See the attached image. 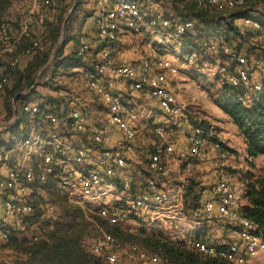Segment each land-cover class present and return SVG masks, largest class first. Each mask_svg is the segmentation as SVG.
<instances>
[{
	"label": "built area",
	"instance_id": "2783aa9c",
	"mask_svg": "<svg viewBox=\"0 0 264 264\" xmlns=\"http://www.w3.org/2000/svg\"><path fill=\"white\" fill-rule=\"evenodd\" d=\"M33 1L34 4L57 6L61 0ZM93 1L99 13L96 32L99 45L92 56L90 41L85 35L80 34L76 38V55L82 63H86L80 76L85 82L90 101L104 109L106 121L102 128L88 133L83 123V115L88 114L85 108L89 104L85 98L74 92L75 95L68 104L69 113L64 111L58 115L47 114L41 117L48 125L58 127L63 141L59 140L61 139L59 134L52 133L40 124L32 126L28 135L21 137L16 143L22 153L21 159L8 166L6 171H3V163L10 160L9 153L0 151V254L13 255L7 264H14L18 259L15 255H19L20 259H27L25 254L18 253L5 244L9 240L11 228L22 229L24 217L33 212L30 187L45 185L49 177L55 179L59 191L69 205L89 211L98 205L97 215L111 225H119L129 219L146 220L148 223L180 219L183 209L182 196L172 200L168 193L158 190L161 184L159 176L171 177L173 162L191 167L193 158L200 156L208 138L202 127L192 125L185 137L186 148L177 149L172 142L171 127L176 126L183 107L175 103V93L168 80L176 79L181 70H193L198 65L201 69L219 75L228 87L236 91L235 101H241L247 107L264 97V52L259 50L258 53L248 55L245 49L241 50L235 44L229 45L207 39L192 19L174 24L168 18L148 17L146 12L129 0ZM189 1L198 8L209 7L221 11L242 9L245 5V0ZM260 12L264 14V10ZM33 20L37 22L44 20L38 7L26 8L20 12L17 23L18 37L15 40H11L9 23L1 21L0 43L3 44V52L9 56L10 66L15 67L23 56L44 50L42 43L32 38ZM241 22L246 28V34L254 33L250 34L251 38L264 44V31L259 18L245 16ZM122 27L133 34L144 29L168 31L173 39L182 43V51L180 50L177 55L171 53L173 57L166 52H159L153 60L144 58L137 64L118 62L115 53ZM257 32L262 34L260 39L255 38ZM23 39H28L29 45L17 51V44ZM61 41L60 38L58 43ZM163 42L161 36L156 38V43L165 48ZM149 68H155L156 71L149 72ZM6 82L7 78L0 70V91ZM121 84L128 93L143 92L155 103L149 115L153 140L152 150L147 158L146 181L134 194H131L132 185L129 179L122 178L116 184L111 182L116 173L125 167L127 158L134 154V141L137 138L134 124L139 114L135 109L125 105L119 87ZM197 88L201 86L198 85ZM243 89L252 94H242ZM12 108L14 109L13 105ZM22 110L33 119L39 114L40 107L38 103L31 101L25 103ZM161 118L167 121L160 122ZM14 124L13 114L5 124L0 125V130H9ZM67 127H71L74 132L69 133ZM210 135L212 136V132ZM66 136H69V141ZM219 147V142L212 144V149L218 152L214 161L217 179L213 190L214 199L205 201L203 214L204 218L211 220L214 212L213 200L218 201L221 216L231 224V234L238 238L239 242L225 244L218 250L204 238H200L192 240L190 246L203 256L217 254L235 264H247V259L253 255L264 253V240L259 236V230L254 223L240 217L244 184L233 185L224 173L222 169L226 153ZM36 153L42 154L38 170L27 164L30 156ZM112 189L114 191L120 189L125 193V196L118 200L117 204L120 206L109 207L105 203L101 204L103 198L113 193ZM53 211L54 208L50 205L46 208L49 214ZM100 232L101 241L92 245V251L106 253L107 264L116 263L119 251L130 256L134 254L137 259L147 264H162L156 255L147 256L135 246L127 249L105 231Z\"/></svg>",
	"mask_w": 264,
	"mask_h": 264
},
{
	"label": "trees",
	"instance_id": "16d2710c",
	"mask_svg": "<svg viewBox=\"0 0 264 264\" xmlns=\"http://www.w3.org/2000/svg\"><path fill=\"white\" fill-rule=\"evenodd\" d=\"M181 1L184 2L183 8L193 18L202 23V27L199 28L197 25V28L207 39L229 45L235 44L239 49H245L248 55L253 54L257 50L264 51V44L254 41L249 37L250 34L253 35L254 33L247 35L234 22V18L241 17L240 14L226 15L228 14V10L221 11L209 7L198 8L189 0ZM69 3L70 1L68 0H61L58 3L56 16L48 26L49 39L52 44L56 41L59 26ZM80 3L81 0H76V10ZM8 5L9 0H0V23ZM259 21L261 27H264L262 26L261 20ZM262 31H264V28H262ZM261 35L258 33L257 37L260 39ZM24 40L27 43L20 49L17 46V51L29 45V40L23 39L22 41ZM62 41V44L58 47L60 49L59 53L51 61L54 67L52 77H65V73L71 70V68L80 67L79 57L76 53V57L74 54L62 57V48L66 38L64 37ZM46 52V50L34 52L29 56L30 59L23 68H20L18 63L14 67L15 71L9 74V76L3 73L7 78V82L0 93L5 91L4 103L8 111L5 120L14 114V127L17 129L16 133L20 137L27 136L32 126L42 125L43 121L41 117H44V115L59 114L58 105L60 104V100L53 101L50 97H44V101L38 103L40 112L33 119H30L22 110L25 103L34 102L31 98L38 99L40 97L36 91L34 78L39 69L48 60V53ZM67 75V78L71 76L70 74ZM57 89L59 88H54L53 90ZM230 90L222 87V92L227 98V101L221 105V109L229 116L242 136L246 148V159L252 162L259 157L264 158V97L247 107L243 102L235 101L237 93L233 90H231V93ZM191 125L199 126L207 130V127L201 121L196 120ZM219 148L227 155V149L221 145ZM197 158H193V165L189 168L182 164V169H192L198 162ZM198 183L199 181H196L192 177L186 178L182 194V215L189 219L209 221V219L204 218L202 211L204 202L201 200V192L203 189L199 192L200 190L197 188ZM115 206H120V204H115ZM90 216L93 219L92 222L96 230V235H99L94 242H91V240L95 239V236L93 235V237L87 231V223L85 221H79L75 212L70 213L69 211H65L60 220H56L52 225H49L50 222H39L41 211L33 205L32 214L24 217L22 221V224H24L22 229L16 230L11 228L9 240L5 245L8 248L25 254L27 256L25 264H107L105 260L106 253H95L92 251V245L95 242L98 243L101 241L100 230H103L123 247L128 249L130 246H135L147 256L156 255L165 264H235L217 254L214 256H203L193 246L188 247L181 242L173 243L161 235L147 234L144 232L136 234L127 232L120 225L109 224L106 219L100 217L97 213L90 214ZM240 217L254 223L259 230V236L264 240V168H262L260 174L251 175L244 183ZM224 220L226 219L224 218ZM229 227L232 229L231 224H229ZM23 231L29 233V238L24 237L18 239L17 235ZM215 248L219 250L221 246H215ZM133 256L135 257L134 254ZM118 262L119 257L115 264H118Z\"/></svg>",
	"mask_w": 264,
	"mask_h": 264
},
{
	"label": "rangeland",
	"instance_id": "374dc122",
	"mask_svg": "<svg viewBox=\"0 0 264 264\" xmlns=\"http://www.w3.org/2000/svg\"><path fill=\"white\" fill-rule=\"evenodd\" d=\"M68 1H70V3L68 5L66 13L63 16V20L59 26V31L56 37V41L52 44V42L49 39L48 26L50 25V23L54 20L56 16L57 6H44V5H41L40 3L34 4L33 0H9L8 8L5 11L2 20L7 21L9 23L11 40H15V38L18 37L17 23L20 18V12L26 8L31 9L32 7H38L39 10L43 14L44 20L42 22H37L33 20V23L31 26L32 27V38H36L42 43L44 50H46L47 51L46 53H48L47 54L48 60H50L51 57L56 56V54H58L60 50L58 47L63 42L61 41L60 43H58V41L60 40V38L61 40H63L64 37L66 38L65 32L68 31V29L72 26L71 25L72 23L74 24L76 22L75 21V18L77 16L76 0H68ZM81 4H82V1H81ZM79 22L80 20L78 19L76 24ZM127 40H129L127 42V45L130 46L128 48L130 50L135 49L139 53H142L143 48H147L146 46L147 44L146 45H143L142 43L140 44V41L135 40L137 41L135 42V41H132L130 38H127ZM26 43H27L26 40L24 41L21 40L18 42L17 45L20 49L21 47H24V44ZM3 48H4L3 44L0 43V70L5 75L9 76V74L15 71V68L9 65V56L3 52ZM51 61L52 60H50L49 63L46 62V64L42 66L39 69V71L36 73V76L34 79H35L37 90L39 93L41 92L46 95L47 94L51 95L50 98L53 101H58L59 99L60 104L66 103L67 105L66 113H69L70 109H69L68 104L71 101L72 96L75 95L74 92H77L78 94H80L82 98L88 97L87 91L85 89V85H83V83L85 82L81 76L80 77L78 76L79 78H76V79L66 78V76L65 77L55 76L52 78L49 77L47 74V71H48L47 68H49L48 64H51ZM51 79H53V81ZM168 81L171 87H173L175 91H178L179 93L178 98H176V93L174 94L175 103L183 107V111L181 113L179 120L177 121L176 126L171 127L173 135L180 136L181 139L185 141V137L190 127L192 126L191 125L192 122L196 120L201 121L202 123H204V126L207 127V130L205 131L208 134L207 143L205 144L202 152L209 151V149H211L212 144L215 141L219 142L223 148L227 149L226 150L227 155H226V159L224 160V167L222 170L229 177L233 185L236 183L244 184L245 181L248 180V178L251 175H254V173L256 174L259 167L262 165V157H259L256 160L249 162L246 159V156H244V154H246V148L243 146V143H244L243 138L238 132L237 127L232 123L229 116L225 114L223 110L221 109V105L225 101H227V98L224 96L222 92V87H226L228 90L231 88L228 87L224 83L223 80H221L220 76L217 74H213L206 69H201V66L196 65V68H194L193 70H190V69L181 70L179 76L176 79L170 78ZM73 83L74 85L76 84L77 86L82 84L83 90L81 91L76 88L74 91H70L72 87H75L73 86ZM198 85H200L201 88H197ZM54 88H59V89L61 88L62 91L65 92L63 94L62 100L60 98H55L58 96L53 94ZM231 90L230 92L232 93ZM4 94H5V91L0 93V125L6 123L7 120H3V119L6 118L8 114L7 108L5 107V103H4L5 102ZM242 94L251 95L252 93H250L246 89L245 90L243 89ZM131 97L132 96H130V99ZM142 98L144 100L143 105L146 103H149V104L152 103L149 97H146V99L144 97ZM126 99H129V98H126ZM86 101L88 102L87 104H89V106H87L85 109L87 110L89 108L95 109L93 110L94 115L92 117L94 118V121H95V124H93V128L98 130L99 128H102L104 126V122L106 121V113L101 106L96 105V103H93L90 100H86ZM149 115L150 113L148 114V121H150ZM10 117H12V115ZM10 117H8V119ZM140 124H143V123L139 122L138 124L137 139L135 140L138 146L141 147L140 151L142 154H137L138 155L137 157L139 158V161H141V166L144 167L143 169H145L146 171L147 153L149 155V153L151 152V148H152L151 143L153 140V136L151 134L150 123L145 128L146 130L142 128V125L140 126ZM41 126L43 128H46L52 131V133L54 134H59L61 132L58 129V127L55 128L53 126H50L46 122H43ZM67 128H69L68 129L69 133L74 132L71 127H67ZM176 131H180V133ZM16 132H17V129L15 127H11L9 129L10 136H12V134L20 136ZM211 132H212V136L210 135ZM3 136L4 135L2 136L0 135V143L3 141V138H5ZM44 138H48V137L44 136ZM171 138L175 140L177 137L172 136ZM66 139L67 141H69L70 140L69 136H66ZM45 140L47 141V139ZM59 140L63 141L62 137ZM48 141L52 142V140L49 138H48ZM75 143H78V142H75ZM5 149H6V146L3 142L0 144V151H4ZM143 154H145L146 156H144ZM41 155L42 154L37 155V153L31 155L30 158L27 160V164L32 166L34 170H38L37 166H38V162L40 161ZM216 157L214 158L217 159ZM214 158H212V160H215ZM128 162L130 163V160H127L126 164ZM196 165H194L192 169L188 171L187 175L189 174L188 177H192L196 181H198L199 179L196 177L199 176V174L201 173V170H200L199 164L197 163ZM70 168H73V167H70ZM139 177H140V180L143 182V178L141 177V175H139ZM111 182H114V180L112 179ZM136 187L137 186H134V188L133 187L132 188L134 190L135 189L137 190L138 187L137 188ZM115 191H116V194L122 193L120 189H116ZM135 191L132 190L131 194H134ZM122 195L125 196V193H122ZM109 197L110 196L103 198L101 201V204L105 203L109 207H112V206H115V204L119 202L118 200H112V198L110 199ZM30 199L33 205H35V207L37 209H40L41 211V218L39 221L40 223L50 222L49 225H52L54 221L61 219V216L63 215L65 211H69L70 213L75 212L77 214L79 221H85L87 223L86 227L90 235L95 236V239L91 240V242H94V240H96L97 237L99 236V235L98 236L96 235V230L92 222L93 219L90 216V214L97 213L96 207H98V205H95L94 208L91 209V211H89V209H80L76 206L69 205L64 200L61 192L59 191L57 187V183L53 177H51L45 185L31 186L30 187ZM108 199H109V202H108ZM49 205L54 208V211L51 214L46 212V208ZM187 219L188 218L182 215V212H181L180 219L178 220L177 219L176 220L166 219L167 221L163 223L156 222L153 224V223H148L146 220L129 219L126 226L123 227V223L119 225L122 227L123 230L130 232V233L136 234V233L144 232L147 234L161 235L162 237L166 238L167 240L173 243L181 242L185 244L184 241L188 240L189 236H195V234L197 233V232H194L192 234L189 233L191 231H196L197 226L196 224L186 222ZM177 221H180V222L178 223ZM17 237L18 239H22L24 237L29 238V233L26 231H23V232H20V234H18ZM17 252L21 253L19 251ZM117 254L119 257L118 264H147L145 262L140 261L134 256H130L128 253L125 254L119 251L117 252ZM261 254L262 256H264V253H261ZM11 256L13 255L9 253L0 254V264H7ZM15 256L18 259L17 260L15 259L16 261L14 262V264H25L24 259H20L21 257H19V255H15ZM162 264H165V263L162 261Z\"/></svg>",
	"mask_w": 264,
	"mask_h": 264
},
{
	"label": "crops",
	"instance_id": "0c3cea01",
	"mask_svg": "<svg viewBox=\"0 0 264 264\" xmlns=\"http://www.w3.org/2000/svg\"><path fill=\"white\" fill-rule=\"evenodd\" d=\"M81 1H82V4L80 3L77 6V10H76L77 16L75 18L76 22L78 19L80 20V22L77 24L76 22L74 24L72 23L71 24L72 26L68 29L66 33L67 34L66 41L64 42V46L62 48V57L69 56L70 54L75 55L76 48H77L76 38L80 34L85 35L90 41L91 46H92L91 48L92 56H93L94 50H96V47L99 45L98 38L96 35L97 23L99 20L98 8L93 0H81ZM129 1L136 4L141 10L146 12L148 17H155L157 19L168 18L174 24L183 22L186 19H192L196 22L199 28L202 27V23L199 22L197 19L193 18V16H191L188 13V11L183 8L184 2L181 0H129ZM262 10H264V0H245L244 8L237 9V10L230 9L228 10V14L226 15L240 14L241 17L234 18V22L241 28L243 32L246 33V28L242 25V22H241L242 17L246 16L250 18H259V20H261L262 22V26H264V14H261L260 12ZM158 36H161L163 38V41H164L163 44L165 48L160 47L156 43V38ZM249 37L251 38V35H249ZM127 38H130L132 41H135V40L140 41V44L142 43L143 45L147 44L146 45L147 48H143L142 53H139L135 49L130 50L128 49L130 46L127 45V42L129 41L127 40ZM255 38H257V36ZM252 40L259 42L258 40H255V39H252ZM181 44L175 39H173L168 31L158 32L154 30L149 31L148 29H144L140 33L133 34L130 31L124 30L122 27L120 42L117 45L115 58L118 62H131V63L137 64V63H140V61L144 58L153 60L154 56L159 52L162 53V51L164 53L166 52L170 56L172 55L171 53L177 55L180 52V50L182 51L183 45ZM258 51L259 50L255 51L253 54L258 53ZM261 52H264V51H261ZM29 59H30L29 56H23L19 61L20 68H23ZM78 61L80 64L79 68L73 67L71 68V70L65 73L66 76H68L67 74L71 75L68 78L76 79L80 77L79 74L85 68L86 63H82L80 60ZM214 62L215 61H213V63ZM48 67L49 68H47L48 69L47 74L49 77L52 78V72H53L54 67L52 64H48ZM153 71H156V69L149 68V72H153ZM51 80L53 81V79ZM74 83H73V86L75 87H72L71 90H75L76 88L81 91L83 90L82 84L77 86L76 84L74 85ZM83 85H85V83H83ZM119 87H120L121 94L124 96L123 101L125 105L129 108L135 109L139 114L138 120L134 124L136 126V129L138 128L139 122L143 123V124H140V126L142 125V128L145 129L149 123L151 124V122L148 121V114L154 108V105H155L154 101L150 100L152 103L150 104L146 103L143 105L144 100L142 97H144L145 99L146 97H148L145 93L134 92L130 94L126 91L123 84L119 85ZM172 90L174 93H176V98H178V95H179L178 91H175L173 87H172ZM36 91L38 92L37 87H36ZM64 93L65 92L62 91L61 88L57 90H53V94L58 96L55 98H60L61 100L63 98ZM38 94L40 95L38 99L31 98V100H34V102L36 103H41L42 101H44V97L45 98L51 97V95H48V94L46 95L41 92L40 93L38 92ZM87 96L88 97L85 96L86 97L85 99L91 100L90 95L88 93H87ZM130 96H132L131 99H130ZM126 98H129V99H126ZM58 106H59V114L64 111L65 112L67 111L66 103H61ZM93 110L95 109L89 108L87 110L88 114L83 115V120H84L83 123L88 133L92 131L95 132L96 130L95 128H93V124H95L94 118H92L94 115ZM3 120H5V118ZM163 121L165 122L167 120H165L164 118H161L160 122H163ZM176 132L180 133V131H176ZM0 135L1 136L4 135L3 137L5 138H3V141L1 143L4 142L6 146V149L4 151L9 153L10 160L6 163H3V166H4L3 171H6L8 166L12 165L17 160H20L22 157L20 156L22 154L19 151L20 149L18 150V147L16 146V143L21 140V137L17 135H13V134L12 136H10L8 129H1ZM172 136L177 137L175 140H173L172 138V142L177 149H183L187 147V145L185 144V141H183L180 136L173 135V133H172ZM243 146L245 147L244 143H243ZM134 148H135V153L132 156L128 157V160H130V163L128 162L129 164L127 163L123 169L119 170L116 173L113 180L116 184L122 178H127L131 181V185L133 188L134 186L138 187V188L136 187L137 190L135 189L136 191H138L145 184L146 176L144 174L146 171L145 169H143L144 167L141 166V161H139V158L137 157L138 156L137 154H142V153L140 151L141 147L138 146V144L136 143V140L134 141ZM217 154L218 152L212 149L211 147L209 151L201 152L200 156L197 158V161H198L197 163L199 164L200 170H201V173L199 174V176L196 177L199 179L197 188L198 190H200L199 192H201V190L203 189V191L201 192V200L204 203L205 201L214 199L213 190H214V185L217 179V169L214 164L215 160H212V158L216 157ZM143 155L146 156L145 154ZM244 156H246V154H244ZM147 158H148V153H147ZM262 168H264V158H262V165L259 167L257 173L256 174L254 173V175L260 174ZM189 170L182 169L181 163L173 162L171 177L164 178V177L159 176V179L161 180V184L158 190H160L161 192L164 191L168 193L169 197L172 200H175L179 196H182L183 188L186 183V178L189 175V174L187 175ZM139 175H141V177L143 178V182L140 180ZM50 178L51 177H49V179ZM114 182L112 184H114ZM240 184H243V183H239L237 185H240ZM133 188L132 190L135 191ZM122 197H124L122 193L116 194V191H114V193H112L109 198L110 199L112 198V200H119ZM108 202H109V199H108ZM213 203H214V212H213V217L211 220L201 221V220H194V219H189V218L186 220V222L196 224L197 226L196 231L189 232L191 234L194 232H197L195 236H189L188 240L184 241L186 246L190 247L191 241L197 238H204L208 244H211L217 247H220L222 245L232 243V242H239L238 238L232 236L231 229L229 227L228 222L224 220V218H222L220 214L219 202L216 200L215 201L213 200ZM165 221L167 220L158 221V222L163 223ZM177 222L179 223L180 221H177ZM127 223L128 221L126 223H123V227L126 226ZM247 264H264V256H262L261 253H257L253 255L252 257H250L249 259H247Z\"/></svg>",
	"mask_w": 264,
	"mask_h": 264
}]
</instances>
